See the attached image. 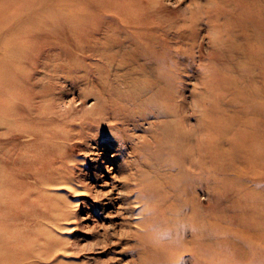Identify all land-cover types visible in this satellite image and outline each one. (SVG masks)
<instances>
[{"label": "rangeland", "instance_id": "374dc122", "mask_svg": "<svg viewBox=\"0 0 264 264\" xmlns=\"http://www.w3.org/2000/svg\"><path fill=\"white\" fill-rule=\"evenodd\" d=\"M31 262L264 264V0H0V264Z\"/></svg>", "mask_w": 264, "mask_h": 264}, {"label": "bare ground", "instance_id": "6f19581e", "mask_svg": "<svg viewBox=\"0 0 264 264\" xmlns=\"http://www.w3.org/2000/svg\"><path fill=\"white\" fill-rule=\"evenodd\" d=\"M148 69V68H147ZM163 85H161L162 88H164L168 83L167 82H162ZM161 89V88H160ZM158 92V91H157ZM156 92V93H157ZM153 96V95H151ZM75 99V98H74ZM65 104V103H64ZM62 105V104H61ZM66 105V104H65ZM43 119V118H42ZM41 119V120H42ZM49 121V119H48ZM47 121V122H48ZM46 122V121H45ZM44 122V123H45ZM49 123V122H48ZM47 124V123H46ZM46 124H42V125H46ZM51 124V123H50ZM47 125L46 128H43L41 126L38 127L37 132L34 133V136L32 135L33 139L36 140V138H39V136L41 134H43L45 131L48 133H51L52 129H49V126L52 125ZM50 131V132H49ZM54 132H52L51 134H53ZM31 134V133H30ZM51 134H48L49 136ZM29 135V134H28ZM114 135V134H113ZM116 137V135H115ZM40 145L43 147V153L45 155H47L48 159L50 160V165L51 170H50V175L49 176H45V174H40L38 177V182L41 184H45V185H56V186H65L67 187L68 190H71L72 193H78L79 189L76 186V184L73 183V178L70 175L64 174V171L62 169H58L57 166H53L55 163H60L58 166H61L63 163H65L66 161H71L72 159V155L69 152V150H73L72 146H68L67 143H65L64 141L60 140L58 141V139H49L48 141H44L41 142ZM91 146V145H90ZM69 147V148H68ZM130 150V149H129ZM54 152V154H53ZM118 169V168H117ZM197 177V176H196ZM63 187H58L56 189H62ZM92 188V187H91ZM147 191V190H146ZM151 192L147 191L144 192V198L148 199ZM99 194V193H98ZM142 194V192H141ZM111 198V197H110ZM96 199V198H95ZM115 199V198H114ZM147 204V203H146ZM145 204V205H146ZM137 207V206H136ZM136 210V209H135ZM161 213V211H160ZM161 215V214H160ZM163 218H160L159 213L157 212V209L153 207L152 211L149 213V218L146 219L144 218L142 221L140 222V225L143 226L144 223L147 225V228L145 231H142L141 233L137 234L139 236V238H141V244L142 242H147L150 243L151 240L154 242V240L156 239V233H154V227H156L157 225H159L161 222H163L164 224H167L168 222L170 223V220H168L165 215H164V211L162 214ZM114 217V216H113ZM71 217H69V212L67 214V212H65L64 210L59 214V216L56 219V223L55 226L58 228H62L63 229L67 227V229H72L71 226H69V224H59L57 223L60 220H69ZM167 219V220H166ZM84 222V221H83ZM113 225V224H112ZM118 227V225H117ZM113 228V227H112ZM111 228V229H112ZM121 229V228H120ZM72 231V230H71ZM123 231V230H122ZM117 234V233H116ZM121 234V233H120ZM113 235V234H112ZM114 236V235H113ZM116 237V236H115ZM128 237V236H127ZM117 238V237H116ZM126 238V237H125ZM158 238V237H157ZM81 242V241H80ZM160 242V241H159ZM156 243H157V239H156ZM123 248V247H122ZM43 256V255H41ZM39 258V263L41 262H46L48 261V258L46 256H43ZM119 261V260H118ZM47 263V262H46ZM142 262H139V264H141ZM31 264H33L31 262Z\"/></svg>", "mask_w": 264, "mask_h": 264}]
</instances>
